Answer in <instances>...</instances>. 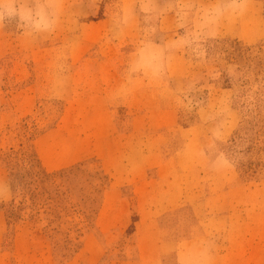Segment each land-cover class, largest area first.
Returning <instances> with one entry per match:
<instances>
[{"label": "clouds", "instance_id": "1", "mask_svg": "<svg viewBox=\"0 0 264 264\" xmlns=\"http://www.w3.org/2000/svg\"><path fill=\"white\" fill-rule=\"evenodd\" d=\"M9 48L47 53L50 104L93 91L117 133L114 170L147 185L150 221L172 213L150 228L144 264H221L240 216L264 218V0H0ZM124 254L138 264L137 246Z\"/></svg>", "mask_w": 264, "mask_h": 264}, {"label": "rangeland", "instance_id": "2", "mask_svg": "<svg viewBox=\"0 0 264 264\" xmlns=\"http://www.w3.org/2000/svg\"><path fill=\"white\" fill-rule=\"evenodd\" d=\"M103 11L101 4L89 19L98 23ZM46 55L36 50L24 60L0 49V174L13 195L0 202V264H126V243L137 246L135 259L144 264L150 228L167 227L172 213L150 221L143 206L147 185L114 170L117 133L87 85L73 99L46 100ZM125 118L121 110L118 122ZM258 166L249 161L242 175ZM240 224L221 264H264V218L241 215Z\"/></svg>", "mask_w": 264, "mask_h": 264}, {"label": "trees", "instance_id": "3", "mask_svg": "<svg viewBox=\"0 0 264 264\" xmlns=\"http://www.w3.org/2000/svg\"><path fill=\"white\" fill-rule=\"evenodd\" d=\"M31 162L34 164L37 163V161L34 157H32ZM34 167L39 169V167L37 165H34ZM35 177H36V181H41V179H44L43 173L39 170L36 172Z\"/></svg>", "mask_w": 264, "mask_h": 264}]
</instances>
